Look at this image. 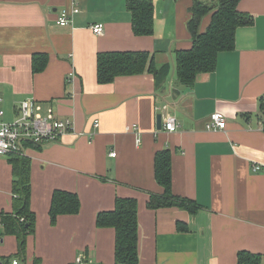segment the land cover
Wrapping results in <instances>:
<instances>
[{
    "label": "crops",
    "instance_id": "1",
    "mask_svg": "<svg viewBox=\"0 0 264 264\" xmlns=\"http://www.w3.org/2000/svg\"><path fill=\"white\" fill-rule=\"evenodd\" d=\"M129 1L0 0L5 120L34 99L44 113L71 118L76 132L28 151L36 223L25 258L1 222L12 211L13 173L9 156L0 157V264H75L81 254L86 264H116V232L98 228L96 219L114 209L117 197L138 201L139 264H238L241 251L263 262L264 0H240L239 11L252 23L237 30L235 48L218 55L216 69L192 85L179 81L176 53L192 46L195 1L152 0L154 32L147 36L134 34ZM75 5L80 12L70 24L58 25L59 11L72 13ZM210 21V15L202 20L200 32ZM95 24L105 26L101 36L91 31ZM110 52H147L156 69L170 72L159 86L149 71L100 84L97 56ZM37 54L48 57L40 72L33 70ZM215 113L225 116V130L207 129ZM158 115L163 123L174 117L177 130H158ZM163 150L172 155L174 196L193 201L195 213L149 207L151 196L163 194L155 177V156ZM56 190L77 194L81 210L53 223Z\"/></svg>",
    "mask_w": 264,
    "mask_h": 264
},
{
    "label": "trees",
    "instance_id": "2",
    "mask_svg": "<svg viewBox=\"0 0 264 264\" xmlns=\"http://www.w3.org/2000/svg\"><path fill=\"white\" fill-rule=\"evenodd\" d=\"M192 18L189 23L193 43L190 49L176 53V70L180 82L192 85L200 74L216 69L218 55L235 48L236 32L240 27L250 25L252 19L239 11L240 0H218L209 5L194 0ZM128 9L133 16V31L137 36L153 34L154 5L152 0H130ZM210 15L211 21L206 31L200 32L202 20ZM48 57L37 54L33 57V70L40 72L46 68ZM151 72L159 86L168 76L170 67L156 69L147 52H110L97 56V79L100 84H110L119 77L137 76ZM264 109V103L262 105ZM41 145H33L40 148ZM170 150L159 151L155 156V177L163 188L161 196L153 195L149 207L159 209L170 206L185 208L195 213L198 207L187 199H179L172 192V160ZM12 165V211L1 214L5 235L15 236L18 241V256L25 258L27 238L35 231L36 215L31 208V159L27 156L9 155ZM81 210L77 194L56 190L52 196L50 217L53 223L59 216L76 215ZM98 228H112L116 232V264H139V222L138 201L135 198L117 197L115 207L100 212L96 219ZM181 231H187L185 225ZM238 264H262V256L249 251L238 254Z\"/></svg>",
    "mask_w": 264,
    "mask_h": 264
},
{
    "label": "built area",
    "instance_id": "3",
    "mask_svg": "<svg viewBox=\"0 0 264 264\" xmlns=\"http://www.w3.org/2000/svg\"><path fill=\"white\" fill-rule=\"evenodd\" d=\"M80 9L75 5L70 13L63 9L59 11L58 25L65 27L70 24V17L78 14ZM91 31L101 36L105 31L103 24H95L91 26ZM3 99L0 95V157L9 155L28 156V151L33 145H41L47 143H59L67 134L76 133L75 123L69 117H60L53 110L49 109L47 113L43 112L40 102L34 99H27L21 103L18 108L16 118L13 121L5 120V111L2 107ZM94 127H100L99 120H95ZM208 130H225L227 121L224 115L215 113L211 116L207 123ZM178 128L177 121L174 117H168L163 123V129L168 132H175ZM134 129H136L134 127ZM91 137L93 133L89 134ZM139 143V141H138ZM116 153H111V157H116ZM263 165L254 164L255 172L262 170ZM2 234L0 232V240ZM11 264H22L18 259H13ZM75 264H86L85 255L81 254L77 257Z\"/></svg>",
    "mask_w": 264,
    "mask_h": 264
},
{
    "label": "water",
    "instance_id": "4",
    "mask_svg": "<svg viewBox=\"0 0 264 264\" xmlns=\"http://www.w3.org/2000/svg\"><path fill=\"white\" fill-rule=\"evenodd\" d=\"M157 129L162 130L163 129V119L162 115L157 116Z\"/></svg>",
    "mask_w": 264,
    "mask_h": 264
},
{
    "label": "rangeland",
    "instance_id": "5",
    "mask_svg": "<svg viewBox=\"0 0 264 264\" xmlns=\"http://www.w3.org/2000/svg\"><path fill=\"white\" fill-rule=\"evenodd\" d=\"M206 2L205 3H207V4H213V3H215V4H217L218 3V0H205ZM9 120V119H8ZM262 264H264V259H263V262H262Z\"/></svg>",
    "mask_w": 264,
    "mask_h": 264
}]
</instances>
